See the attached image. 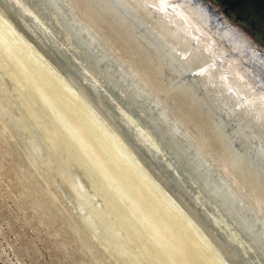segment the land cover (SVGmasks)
<instances>
[{
  "label": "bare ground",
  "instance_id": "1",
  "mask_svg": "<svg viewBox=\"0 0 264 264\" xmlns=\"http://www.w3.org/2000/svg\"><path fill=\"white\" fill-rule=\"evenodd\" d=\"M215 1L0 0V54L76 124L126 263L264 264V44ZM176 213L192 236L161 235Z\"/></svg>",
  "mask_w": 264,
  "mask_h": 264
},
{
  "label": "rangeland",
  "instance_id": "2",
  "mask_svg": "<svg viewBox=\"0 0 264 264\" xmlns=\"http://www.w3.org/2000/svg\"><path fill=\"white\" fill-rule=\"evenodd\" d=\"M34 55L32 58L37 60ZM7 60L8 57L0 54V264H130L125 262L126 257L118 254L119 247L112 236L115 228L108 220L107 211L114 213L112 218L119 211L115 206L117 210L106 205L104 194H95L93 187L100 182L99 166L98 169L95 167L97 170L90 167L91 158L84 157L83 144L74 140L79 131L76 124L45 98L42 91H36L25 81L24 75L20 74L25 71L21 68L18 71L14 66L17 59ZM83 72L93 83V77L87 71ZM53 78L71 103L83 105L58 78ZM95 139V145L104 150L105 155V152L110 154L104 144ZM77 176L91 192L89 195L94 196L93 201L80 192L75 181ZM129 191L136 198V204L137 200H144L140 193ZM115 200L118 201L113 195L111 202L117 205ZM95 202L100 207L93 206ZM123 211L128 214L124 208ZM153 212L149 211L148 216ZM184 217L174 214L179 225L177 233L167 225L168 229H160L161 235L170 240L186 239L188 233L192 236ZM110 232L112 239L107 236ZM150 241L167 257L164 246L160 247L153 239ZM206 249L211 254L214 251L209 246ZM136 263L144 264L141 261L131 264Z\"/></svg>",
  "mask_w": 264,
  "mask_h": 264
},
{
  "label": "water",
  "instance_id": "3",
  "mask_svg": "<svg viewBox=\"0 0 264 264\" xmlns=\"http://www.w3.org/2000/svg\"><path fill=\"white\" fill-rule=\"evenodd\" d=\"M219 9H230V13L239 12L247 16L254 28L248 35L252 38L254 33L264 44V0H216L212 11Z\"/></svg>",
  "mask_w": 264,
  "mask_h": 264
}]
</instances>
